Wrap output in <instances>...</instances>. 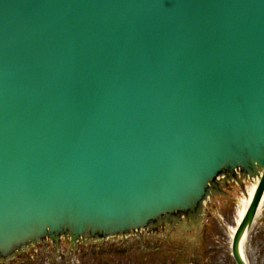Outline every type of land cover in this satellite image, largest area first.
Returning <instances> with one entry per match:
<instances>
[{"label":"water","instance_id":"water-1","mask_svg":"<svg viewBox=\"0 0 264 264\" xmlns=\"http://www.w3.org/2000/svg\"><path fill=\"white\" fill-rule=\"evenodd\" d=\"M247 160L236 241L264 193V0H0V242L147 218Z\"/></svg>","mask_w":264,"mask_h":264},{"label":"flooded vegetation","instance_id":"flooded-vegetation-1","mask_svg":"<svg viewBox=\"0 0 264 264\" xmlns=\"http://www.w3.org/2000/svg\"><path fill=\"white\" fill-rule=\"evenodd\" d=\"M120 243L46 244L20 264H238L230 235L209 217L200 229L177 225ZM244 256L246 264H264V207L247 234Z\"/></svg>","mask_w":264,"mask_h":264},{"label":"rangeland","instance_id":"rangeland-1","mask_svg":"<svg viewBox=\"0 0 264 264\" xmlns=\"http://www.w3.org/2000/svg\"><path fill=\"white\" fill-rule=\"evenodd\" d=\"M231 195L232 197H230ZM244 195L243 189H236L233 194L230 193L228 195V199H223L217 195L214 196V198L211 199V205L208 209V217L212 218L216 222L215 218L223 214L226 215L225 221L221 222V224L224 228L228 226L229 229V227L234 224L241 206V201L245 197ZM228 229L226 231H228Z\"/></svg>","mask_w":264,"mask_h":264},{"label":"bare ground","instance_id":"bare-ground-1","mask_svg":"<svg viewBox=\"0 0 264 264\" xmlns=\"http://www.w3.org/2000/svg\"><path fill=\"white\" fill-rule=\"evenodd\" d=\"M254 191H255V186H253L251 189H249V194L247 195V197H244L241 201V206H240V209L238 211V217H237V221L238 223L241 221V219L244 217L246 211H247V208L249 206V203L254 195ZM264 203V196H263V200L261 202V205H260V209L259 211L261 210V207ZM258 211V213H259ZM181 220V219H180Z\"/></svg>","mask_w":264,"mask_h":264}]
</instances>
